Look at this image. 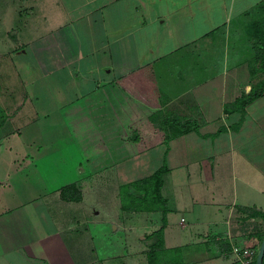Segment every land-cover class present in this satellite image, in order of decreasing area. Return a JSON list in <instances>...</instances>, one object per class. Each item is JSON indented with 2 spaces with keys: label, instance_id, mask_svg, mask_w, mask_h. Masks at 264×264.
Here are the masks:
<instances>
[{
  "label": "crops",
  "instance_id": "crops-1",
  "mask_svg": "<svg viewBox=\"0 0 264 264\" xmlns=\"http://www.w3.org/2000/svg\"><path fill=\"white\" fill-rule=\"evenodd\" d=\"M33 10L11 37L0 29L1 61L14 66L9 53L29 51L23 70L34 80L0 90V152L9 155L0 176L11 193L0 210L2 261L26 262V231L11 229L29 217L26 245L45 264H147L160 225L154 264H240L233 243L258 249L264 218L249 208L264 209V92L234 100L264 76V0H37L36 20ZM52 117L47 141L36 129ZM162 163L164 221L126 185ZM32 175L47 183L46 216L26 196ZM71 182L78 199L60 195ZM50 200L68 218L59 221ZM111 207L139 228L98 255L92 210Z\"/></svg>",
  "mask_w": 264,
  "mask_h": 264
},
{
  "label": "rangeland",
  "instance_id": "rangeland-1",
  "mask_svg": "<svg viewBox=\"0 0 264 264\" xmlns=\"http://www.w3.org/2000/svg\"><path fill=\"white\" fill-rule=\"evenodd\" d=\"M31 6L34 8L33 10L34 14L32 18L36 20L37 14H38V13H35V10L37 9V0H0V14L2 15V17L0 18V29H3V28L6 29V30H1V32H3V35H9L11 37V35L13 34L12 31L15 29L14 27H16V25L20 26V25L27 23L25 13H23L22 11L24 8H29ZM5 18H7L8 21L4 25L2 19L4 20ZM10 24H13V25H10ZM3 48L4 46H2L0 49H3ZM7 54H5L4 56H0V61L1 59H4V57L6 58ZM9 56H10L9 59L14 62V66L12 64L10 67V65L5 61L3 62L1 61L2 63L0 62V90L3 89L5 85H7V89L12 86L15 90L20 89L22 85L24 88H26L27 86L29 87L30 83L33 82L34 80H30L28 78L29 76L26 73V70L25 69L23 70V66L30 64V61L33 62V56H31V53L29 51L27 53H24V52L17 53L16 51H11L9 53ZM25 59H28L29 63L28 62L24 63L23 60ZM33 71L36 72V66H33ZM27 79H28V83H26ZM56 123H57V119L52 117L49 120L44 121V124L42 125L41 133L39 132V130H37L36 128L35 129L40 135H44V137L48 141V139L50 140L53 136V133L51 132L53 130L51 129H54V126ZM44 145L45 144H43V146ZM53 147L55 148L53 144L49 143L47 147H43V151L45 152L50 151L53 149ZM8 156H9L8 152H4V150L0 152V172L6 169L7 163H8ZM16 163L17 161L15 162V164ZM5 179H6V176H0V205L2 204V201H5L4 197H7L11 194L10 188L8 187L9 184L8 182H5ZM46 186H47V183L45 182V180L38 178V176L36 175H32L31 177L27 176L26 184H24V187L27 189L26 196L28 198L33 199L34 200L33 203L37 205V202H41V200H43L47 196ZM10 200L15 201V199L13 200L12 198H10ZM12 201L10 203H12ZM41 204L42 202L36 206L37 210L40 211L41 214L46 216L47 214L46 208H44V206H42ZM49 205H50V208L55 209V212L60 211V213L63 215L61 216L59 221H62V218L64 216L68 218V216L70 215V209H61L62 207H58L51 200L49 201ZM1 208H2V205L0 206V210ZM92 211H93L92 216L96 220V222H94L95 224L93 225V230L96 234L95 239L98 240L97 242L96 241L94 242V246H95L94 250H96V254L100 255L101 253H103L104 250H108L109 252L118 251L116 250V248L120 249L121 248L120 245L123 247L121 241L126 236L132 237V235H135V238H136L139 227L136 226L135 230L131 229V231H129L128 228L124 227L123 223L125 221L129 222L128 217L123 215V219H121L120 216L122 215H119L120 210L118 207H115V208L111 207L110 210L100 208L99 213L96 212L95 208ZM124 212L125 211H122L121 214H125ZM50 224L46 222V226H44V228H47V230H51V228H54L53 225L52 224L50 225ZM113 225H116L117 227L113 228ZM56 226L57 227L63 226L65 228L63 233H66V231H69V229L61 223H57ZM33 227L34 226H33L31 217H29L27 221L26 220L24 221V223L23 221H22V224L13 222L12 229L10 227L8 228L16 233L20 229L26 231V235H24L25 237L24 238L20 237L21 238L20 240L23 241V242H20V245L24 247V249L23 248L22 249L24 250L26 259H27L24 264H29L28 261H33L34 264H45L47 262L44 261L43 258H41L40 253L35 252L34 247H32L31 244L26 245V243L33 238V237H30L32 235L31 233L34 232ZM0 233H3V232H0ZM27 237H30V238H27ZM6 241L9 242L10 240H6ZM12 242H18V239L17 238L11 239V243ZM5 243L6 242L4 240L0 239V245H3ZM96 243L98 244L100 248L96 246ZM116 245H119V246H116ZM86 258L87 257H85V255H82L78 259H80V261L82 262ZM78 259L76 260L70 259L68 262L70 261L78 262ZM92 263L94 262H91L89 264H92ZM98 263L100 264L99 260L95 262V264H98ZM0 264H6V262H3L2 259L0 258Z\"/></svg>",
  "mask_w": 264,
  "mask_h": 264
},
{
  "label": "trees",
  "instance_id": "trees-1",
  "mask_svg": "<svg viewBox=\"0 0 264 264\" xmlns=\"http://www.w3.org/2000/svg\"><path fill=\"white\" fill-rule=\"evenodd\" d=\"M263 92L264 76L259 79H256L251 84V87L246 93L238 95L235 98L234 103H241L243 105L245 102L253 99L254 97L262 94ZM172 130L173 132H175L177 130H181V128H173ZM132 136L134 137L135 134H133ZM165 167V163H162L156 169H154V171H152L148 176L140 178L136 181H131L126 184L135 187V193H131V199L134 200L136 206H145L148 208L159 209L162 213V221L165 220L166 206L165 199L161 195L159 187L162 182L161 173L165 169ZM60 195L64 198L73 199H78L81 196L79 188L73 182L62 185L60 187ZM249 211L254 215H260L264 218V209L252 207L249 208ZM151 233L155 235V240L150 243L149 248L146 250L147 264H154L157 254L161 252L162 249H164V242L162 238V225L151 231ZM263 235V233L260 234L259 238L261 239ZM160 264L166 263L162 261ZM261 264H264V251L262 255Z\"/></svg>",
  "mask_w": 264,
  "mask_h": 264
},
{
  "label": "built area",
  "instance_id": "built-area-1",
  "mask_svg": "<svg viewBox=\"0 0 264 264\" xmlns=\"http://www.w3.org/2000/svg\"><path fill=\"white\" fill-rule=\"evenodd\" d=\"M231 250L238 257L240 264H254L257 246L233 243Z\"/></svg>",
  "mask_w": 264,
  "mask_h": 264
},
{
  "label": "water",
  "instance_id": "water-1",
  "mask_svg": "<svg viewBox=\"0 0 264 264\" xmlns=\"http://www.w3.org/2000/svg\"><path fill=\"white\" fill-rule=\"evenodd\" d=\"M263 251H264V235L260 239V242H259V245H258V249H257V252H256V257H255V263L254 264H261Z\"/></svg>",
  "mask_w": 264,
  "mask_h": 264
}]
</instances>
